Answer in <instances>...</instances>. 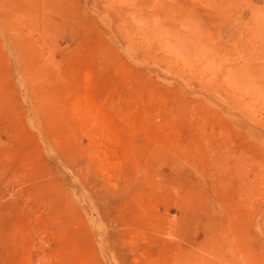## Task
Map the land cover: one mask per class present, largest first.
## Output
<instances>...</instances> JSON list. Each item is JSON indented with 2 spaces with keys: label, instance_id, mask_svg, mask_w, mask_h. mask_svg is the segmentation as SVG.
Returning a JSON list of instances; mask_svg holds the SVG:
<instances>
[{
  "label": "rangeland",
  "instance_id": "rangeland-1",
  "mask_svg": "<svg viewBox=\"0 0 264 264\" xmlns=\"http://www.w3.org/2000/svg\"><path fill=\"white\" fill-rule=\"evenodd\" d=\"M0 264H264V0H0Z\"/></svg>",
  "mask_w": 264,
  "mask_h": 264
}]
</instances>
